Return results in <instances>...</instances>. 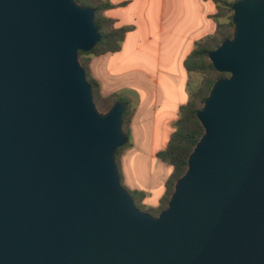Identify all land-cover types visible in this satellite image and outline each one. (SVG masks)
<instances>
[{"label":"water","instance_id":"95a60500","mask_svg":"<svg viewBox=\"0 0 264 264\" xmlns=\"http://www.w3.org/2000/svg\"><path fill=\"white\" fill-rule=\"evenodd\" d=\"M210 52L204 133L158 216L123 186L128 136L79 59L101 34L76 0H0V264H264V0L233 4Z\"/></svg>","mask_w":264,"mask_h":264},{"label":"crops","instance_id":"0c3cea01","mask_svg":"<svg viewBox=\"0 0 264 264\" xmlns=\"http://www.w3.org/2000/svg\"><path fill=\"white\" fill-rule=\"evenodd\" d=\"M105 1L112 7L104 14L114 20L115 27L130 30L119 51L89 56L88 71L103 96H117L134 110L131 145L120 155L122 180L129 190L145 194L142 204L146 208H155L173 172L157 154L167 146L180 107L188 102L192 90L193 73L184 62L196 43L215 31L217 8L212 0H196L199 10L194 12L190 0ZM204 2L210 6L205 13ZM153 53L155 68L148 64ZM135 94L139 103L133 99ZM157 129L164 138L159 147ZM148 144L152 145L149 153L143 148Z\"/></svg>","mask_w":264,"mask_h":264},{"label":"trees","instance_id":"16d2710c","mask_svg":"<svg viewBox=\"0 0 264 264\" xmlns=\"http://www.w3.org/2000/svg\"><path fill=\"white\" fill-rule=\"evenodd\" d=\"M78 3L95 9V22L102 36L101 41L89 52H79V59L86 71L88 82L92 85L93 95L97 107L100 111H108L112 105L120 101L117 96H103L100 93L98 83L89 75L88 61L91 55H103L114 53L121 49V44L130 30L128 27H115L114 20L107 17L104 13L112 7L105 0H76ZM237 0H214L217 4V13L213 15L217 21V28L213 35L206 37L196 43L194 49L184 62V66L189 73H199L203 75L202 82L197 89L191 90L188 102L180 107L179 118L175 123V131L164 150L158 152V158L170 165L173 172L166 182V190L164 196L160 200L158 207L146 208L142 202L145 194L142 191H131L124 186L134 198L136 206L145 212L154 216H158L160 212L167 207L169 199L173 193L175 183L187 169V161L190 153L194 149L197 142L204 133V129L197 118V112L202 108L206 97L208 96L213 84L216 80L228 76L226 73H220L215 70L209 60V54L223 41L232 37V32H227L228 27L233 28L232 16L230 22L223 24L219 22L220 18L228 16L233 12V4ZM87 56V58H84ZM126 111L123 116L124 130L128 136L127 143L118 149L116 153L119 172L122 176L120 168V155L125 148L131 145L130 123L134 113L128 104L125 102ZM123 184V180H122ZM124 185V184H123Z\"/></svg>","mask_w":264,"mask_h":264},{"label":"rangeland","instance_id":"374dc122","mask_svg":"<svg viewBox=\"0 0 264 264\" xmlns=\"http://www.w3.org/2000/svg\"><path fill=\"white\" fill-rule=\"evenodd\" d=\"M213 2H214V0H212ZM215 3V2H214ZM215 5H216V8H217V4L215 3ZM190 10L192 11V12H194V11H198L199 10V8H198V5H197V2H196V0H190ZM208 10H210V6L207 4V3H205L204 2V13H205V11H208ZM216 13H217V10H216ZM215 13V14H216ZM229 16H233V12L232 13H230L228 16H226V17H223V18H220L219 19V22L220 23H223V24H227V23H229L230 22V17ZM214 18V17H213ZM214 21L216 22V28H217V21L214 19ZM204 22H205V17H204ZM233 28H234V26H233ZM233 28H231V27H228L227 29H226V31L227 32H232L233 33ZM215 31H216V29H215ZM215 31L212 33V34H210V35H213L214 33H215ZM210 35H207L206 37H208V36H210ZM206 37H204V39L206 38ZM84 58H87V56H85ZM148 64H151L152 65V68H155L156 67V65H157V61H156V59H155V55H154V53L152 54V56L149 58V62H148ZM202 79H203V75L202 74H199V73H193V78H192V81H191V87H192V89L193 90H195V89H197L198 88V86L200 85V83L202 82ZM135 97L133 98L134 99V101L136 102V103H139V97L138 96H136V94L134 95ZM141 98V97H140ZM142 99H143V97H142ZM145 128V127H144ZM141 131H143L144 132V129L142 130H140V133H141ZM146 131H151V129L149 128V130H146ZM162 130H158L157 129V135H158V137H157V143H156V146H160L161 145V142H162V140L164 139L163 138V134H162ZM151 144H148V145H143V148L144 149H146L147 151L146 152H150V150H151ZM123 186H125V185H123Z\"/></svg>","mask_w":264,"mask_h":264}]
</instances>
